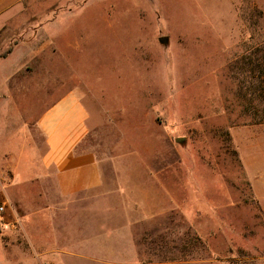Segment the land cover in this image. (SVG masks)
Returning <instances> with one entry per match:
<instances>
[{
	"label": "rangeland",
	"instance_id": "rangeland-1",
	"mask_svg": "<svg viewBox=\"0 0 264 264\" xmlns=\"http://www.w3.org/2000/svg\"><path fill=\"white\" fill-rule=\"evenodd\" d=\"M37 5L48 14L43 21L65 14L37 60L58 54L55 44L61 56L47 62L56 75H31L21 92H10L0 74V141L15 157L11 166L22 172L26 159L37 156L24 131L29 123L65 88L78 90L96 124L99 154L108 157L127 203L138 206L113 211L135 222L143 264H264V82L258 88L253 59L258 50L264 62V0ZM50 33L33 27L5 33L0 56L21 42L15 58L29 62L38 52L34 43L50 40ZM61 76L62 88L54 89ZM12 207L6 205L4 222L12 220ZM61 213L67 221L72 216ZM81 219L75 228L83 235ZM5 237L9 249L28 251L20 237Z\"/></svg>",
	"mask_w": 264,
	"mask_h": 264
},
{
	"label": "crops",
	"instance_id": "crops-1",
	"mask_svg": "<svg viewBox=\"0 0 264 264\" xmlns=\"http://www.w3.org/2000/svg\"><path fill=\"white\" fill-rule=\"evenodd\" d=\"M39 1L46 0H0V38L5 33H20L31 27L50 33L52 27L60 26L65 14L60 19L43 21L48 14L37 8ZM49 38L38 46L32 42L38 52L33 53L36 56L29 62L15 58L21 42H15L0 56L1 80L10 92H21V81H29L31 75L38 79L56 75L47 62L60 58V44L53 45L58 54L37 60L41 50L51 48L54 42L51 33ZM60 80L54 89L62 88L65 78L61 76ZM90 120L91 113L82 93L65 88L64 93L24 129L37 152L35 159L30 156L26 159L24 173L11 166L15 157L5 152L6 142L0 141V204H10L15 212L12 220L4 222L3 219L0 223L3 227L0 264H143L135 222L113 211L138 206L133 201L127 203L124 185L120 181L116 184V171L109 169L108 157L102 158L99 154L93 132L96 124L91 126ZM17 188H22L20 196L13 195ZM108 193L120 195V200L98 199ZM254 193L259 201L257 189ZM36 200L46 201L45 206L38 205ZM65 210H72L68 221L57 217ZM91 213V219L85 218ZM80 214L83 235L79 233L80 227L75 228ZM9 235L20 237L28 251H22L17 244L9 249L5 239Z\"/></svg>",
	"mask_w": 264,
	"mask_h": 264
},
{
	"label": "trees",
	"instance_id": "trees-1",
	"mask_svg": "<svg viewBox=\"0 0 264 264\" xmlns=\"http://www.w3.org/2000/svg\"><path fill=\"white\" fill-rule=\"evenodd\" d=\"M258 56H259V51L256 50V55L253 56V59H254V57H256V72H258L256 78L259 81L258 88L262 89V83L264 82V62L263 61H259L258 60ZM256 93H258V92H256ZM261 96H262V98H264V92H261Z\"/></svg>",
	"mask_w": 264,
	"mask_h": 264
},
{
	"label": "built area",
	"instance_id": "built-area-1",
	"mask_svg": "<svg viewBox=\"0 0 264 264\" xmlns=\"http://www.w3.org/2000/svg\"><path fill=\"white\" fill-rule=\"evenodd\" d=\"M5 210H6V206L4 204H0V223L3 222L4 219L3 213L5 212Z\"/></svg>",
	"mask_w": 264,
	"mask_h": 264
},
{
	"label": "water",
	"instance_id": "water-1",
	"mask_svg": "<svg viewBox=\"0 0 264 264\" xmlns=\"http://www.w3.org/2000/svg\"><path fill=\"white\" fill-rule=\"evenodd\" d=\"M160 41L166 43L168 40L166 38H161Z\"/></svg>",
	"mask_w": 264,
	"mask_h": 264
}]
</instances>
